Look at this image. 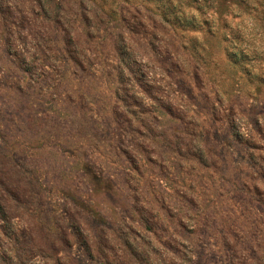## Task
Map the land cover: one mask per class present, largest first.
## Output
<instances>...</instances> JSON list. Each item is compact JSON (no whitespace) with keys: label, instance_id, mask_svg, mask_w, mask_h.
Wrapping results in <instances>:
<instances>
[{"label":"rangeland","instance_id":"obj_1","mask_svg":"<svg viewBox=\"0 0 264 264\" xmlns=\"http://www.w3.org/2000/svg\"><path fill=\"white\" fill-rule=\"evenodd\" d=\"M190 5L0 0V264H264V76Z\"/></svg>","mask_w":264,"mask_h":264},{"label":"clouds","instance_id":"obj_2","mask_svg":"<svg viewBox=\"0 0 264 264\" xmlns=\"http://www.w3.org/2000/svg\"><path fill=\"white\" fill-rule=\"evenodd\" d=\"M175 2V0H174ZM220 0H193L190 12H185L183 19L190 24L216 33L221 31L225 42L230 43L233 55L252 76H264V8L261 0H232L226 10L219 8ZM215 13V15H213ZM197 40L203 42L204 33L194 32ZM264 125V116L259 117Z\"/></svg>","mask_w":264,"mask_h":264}]
</instances>
